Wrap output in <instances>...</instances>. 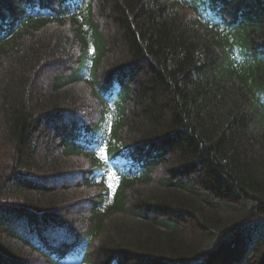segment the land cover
Segmentation results:
<instances>
[{
  "label": "trees",
  "instance_id": "16d2710c",
  "mask_svg": "<svg viewBox=\"0 0 264 264\" xmlns=\"http://www.w3.org/2000/svg\"><path fill=\"white\" fill-rule=\"evenodd\" d=\"M259 147L264 0H0V264H264Z\"/></svg>",
  "mask_w": 264,
  "mask_h": 264
},
{
  "label": "rangeland",
  "instance_id": "374dc122",
  "mask_svg": "<svg viewBox=\"0 0 264 264\" xmlns=\"http://www.w3.org/2000/svg\"><path fill=\"white\" fill-rule=\"evenodd\" d=\"M53 36H60V34H64L66 37L70 36L69 28L64 27H56L52 26L50 27L48 31ZM63 42H65V39H63ZM68 46V57L67 61L70 63V58H74L76 56L77 52V44L74 42V40L71 39L69 44H66ZM63 62L58 63H49L45 67V75L46 77L40 81V87H43L42 84H47V86H51L53 83L55 77H57L60 72L61 67H63ZM45 89V87H44ZM72 92H74V95L76 96V100L78 101V105L75 109L69 110L68 112H63V115H59L58 121H55V124L58 126L59 130L63 129H69L72 124L78 122V123H87V122H94L100 117L101 113V106L99 103L92 97L90 90L85 85H79L72 89ZM45 132L42 134L41 141L44 142L45 145H50L52 143L53 138L50 136L49 133H47V129L45 128ZM49 134V135H47ZM58 153V152H56ZM256 158L259 161L264 160V148L259 147L256 151ZM71 165L73 166L74 170H78L80 168H85L88 166V161L86 159H73L71 161ZM77 179H72L69 182L76 181ZM90 194L88 191L80 192L79 196L80 199L83 198V195ZM87 206L85 204L79 205L77 208H75V212H81L84 208Z\"/></svg>",
  "mask_w": 264,
  "mask_h": 264
}]
</instances>
